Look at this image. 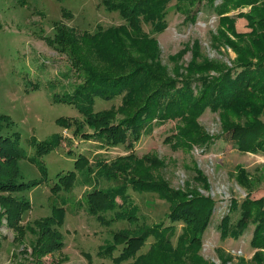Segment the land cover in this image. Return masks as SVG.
Masks as SVG:
<instances>
[{
  "label": "rangeland",
  "instance_id": "rangeland-1",
  "mask_svg": "<svg viewBox=\"0 0 264 264\" xmlns=\"http://www.w3.org/2000/svg\"><path fill=\"white\" fill-rule=\"evenodd\" d=\"M260 3L239 2L221 17L245 15ZM191 6L185 2L182 11H178L174 2L168 4L167 27L160 33L148 34L155 44L138 40L128 47V42L124 43L123 49L130 53L128 58L136 64L159 66L164 69V77L174 79L216 75L213 71H199L205 63H223L229 67L235 64L237 53L225 43L227 36L218 33L219 16L205 10L194 22L186 21L189 11L192 14ZM122 23L119 13L105 9L100 0H0V115L8 117L2 125L7 127L4 132L18 134L19 147L27 158L39 160L46 173L41 185L20 194L29 201V209L16 227L6 225L5 218L0 219V264H113L109 257L98 255V251L113 242L114 231L128 227L124 220L111 219L120 206H133L140 223H158L167 213V205L155 195L139 194L131 189L127 179L137 178L139 171L160 178L174 190L214 199L215 211L203 232L199 250L206 261L258 264L254 256L261 253L264 257V249H253L250 245L256 223L250 222L238 238H223L218 225L232 201L240 203L250 193L253 198H264V154L240 151L229 134H222L216 113L206 109L196 121L202 131L219 136L207 146L205 143L189 148L173 146L171 136L184 127L177 118L163 123L152 120L130 149L124 148L126 143L108 148L95 137L78 107L61 102L73 96L83 82L78 70L81 64L94 67V71L98 68L106 71L105 74L112 73L107 70L110 63L91 54L90 42L85 38L99 29L105 31ZM241 24L237 19V32H247ZM143 30L147 32L150 28L143 24ZM59 35L63 41L57 45L54 41ZM228 38L236 41L232 35ZM68 41H75V46ZM60 46H65V50ZM122 68L119 71L129 67ZM120 105H123L121 96L111 100L97 97L92 109L116 111ZM123 117V113L116 112V120ZM35 141H53L52 149L37 155ZM130 154L136 159H123ZM143 156L157 159L161 165L152 169L147 161L138 164ZM77 157L88 161L91 174L76 167ZM18 167L25 181L42 177L36 162L20 160ZM68 171L74 173L70 191L53 194L51 188L57 175ZM100 171L106 179L103 175L96 177ZM127 185L129 203L116 197L117 207L101 213L106 222H100L88 212L87 193ZM54 211L62 212V225L53 226L62 245L35 259L34 242L39 228L34 222L52 217ZM179 232L180 226L173 242ZM151 241H147L146 248Z\"/></svg>",
  "mask_w": 264,
  "mask_h": 264
},
{
  "label": "trees",
  "instance_id": "trees-1",
  "mask_svg": "<svg viewBox=\"0 0 264 264\" xmlns=\"http://www.w3.org/2000/svg\"><path fill=\"white\" fill-rule=\"evenodd\" d=\"M100 0V4L109 11H116L123 18V23L116 28L101 29L91 36L89 50L96 59L110 63L105 74L103 69L78 66L83 82L73 96L65 102L75 105L84 113L87 123L93 128L94 135L105 147L124 145L130 149L140 137L144 127H149L152 120L156 123L168 119H179L184 127L172 135L173 146L189 148L192 145L207 146L216 136H210L198 127L197 118L206 109L220 117L222 134H229L236 146L243 152L264 154V2L263 0ZM247 4L261 2L245 15L226 17L228 11L237 3ZM174 2L178 11L186 3L192 5L186 21L194 22L200 12L209 10L219 16L218 33L223 35L226 44L232 46L238 59L231 67L215 63H205L198 69L200 72H215L216 75L197 77H180L177 79L163 76V68L159 66L136 64L125 52L123 44L135 45L138 40L147 44H155L149 32H162L167 27L166 15L168 4ZM262 7V8H261ZM185 13V12H184ZM247 32L236 30V20ZM143 24L149 31L143 30ZM224 27H227L226 29ZM227 30V31H226ZM232 35L236 41L228 37ZM125 38H123V37ZM62 35L55 38L60 45ZM136 41V43H135ZM50 42V40H49ZM75 46V41L69 42ZM63 50H65V46ZM70 47V46H69ZM71 49V47H70ZM72 49L69 54H72ZM68 54V55H69ZM135 61V60H134ZM136 62V61H135ZM141 63V62H140ZM128 70L119 71L122 67ZM121 96L123 105L116 111L94 112L92 104L95 98L111 100ZM123 98V99H122ZM116 112L125 117L116 120ZM8 117L0 115V219L5 218L7 224L16 227L29 209V201L22 193H27L46 180L45 168L39 160L27 158L19 147L18 134L4 132L7 128L2 123ZM233 118L236 121H232ZM219 136H217L218 138ZM216 138V139H217ZM53 141L34 142L37 155L52 149ZM28 159L35 163L41 171L39 180L25 181L20 174L18 162ZM123 159H136L133 154ZM147 161L152 169L161 165L159 160L143 156L137 162L141 165ZM118 162V161H117ZM88 161L77 157L76 167L86 169L91 174ZM139 168V167H138ZM137 178H128L131 189L139 194H153L167 205V213L162 221L147 224L139 221L136 209L132 206L121 207L113 214V220H124L128 227L112 233L113 242L98 251V255L109 257L113 264H212L200 254L203 232L208 228L215 211V201L193 192H185L170 188L160 178L137 172ZM101 175L106 176L101 171ZM132 175V174H131ZM108 177V175H107ZM201 177V175H198ZM157 178V179H156ZM137 179V180H135ZM74 180L72 171L59 173L51 188L53 194L61 191L69 192ZM126 187L109 190H93L87 193L86 203L90 214L100 222H106L102 212L116 208L114 199L120 197L125 204L129 203ZM125 188V191L124 189ZM248 194L240 203L232 201L226 214L221 218L218 228L223 238H238L248 229L250 222L256 223L250 240L253 249H264V198H253ZM18 195V196H17ZM81 204V203H80ZM62 212L54 211L53 216L35 221L36 232L33 256L39 259L43 255L56 251L61 247L60 235L53 226L62 225ZM10 226V227H11ZM178 226L180 232L175 242ZM151 243L146 248L147 241ZM258 264H264L261 253L254 256ZM129 260H132L131 262ZM254 260V258H253Z\"/></svg>",
  "mask_w": 264,
  "mask_h": 264
}]
</instances>
